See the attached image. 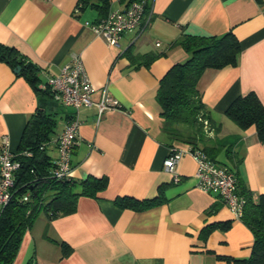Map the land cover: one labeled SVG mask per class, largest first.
Wrapping results in <instances>:
<instances>
[{"label": "crops", "instance_id": "1", "mask_svg": "<svg viewBox=\"0 0 264 264\" xmlns=\"http://www.w3.org/2000/svg\"><path fill=\"white\" fill-rule=\"evenodd\" d=\"M91 2L79 9L78 0H0V43L38 66V88L73 55L81 57L93 104L77 111L59 105L58 128L46 154L54 162L55 140L68 114L75 113L79 140L70 176L78 183L92 176L107 180L96 197H79L70 214L48 220L41 212L25 232L13 264L30 259L34 264H247L254 243L251 230L217 192L197 188L194 159L188 154L180 158L178 182L165 171L170 149L190 144L170 140L155 95L167 70L189 57L172 46L182 33L232 31L241 48L237 65L207 68L197 83L213 128L209 141L196 143L213 148L207 155L235 172L240 193L264 194V141L254 126L241 129L225 114L236 97L250 92L264 105V0H154L150 26L138 37L125 32L114 46L86 25L101 17L96 1ZM126 5L111 0L109 8ZM148 52L164 54L149 66L133 65L128 57ZM103 91L119 106L98 118L95 104ZM36 104L28 81L0 61V146L6 137L10 151L18 152ZM160 190L162 202L146 210L114 203L124 196L152 199ZM62 243L71 249L66 256Z\"/></svg>", "mask_w": 264, "mask_h": 264}, {"label": "trees", "instance_id": "2", "mask_svg": "<svg viewBox=\"0 0 264 264\" xmlns=\"http://www.w3.org/2000/svg\"><path fill=\"white\" fill-rule=\"evenodd\" d=\"M91 1L78 0L77 6L79 9L84 8ZM95 1L94 5L103 17L111 0ZM124 1L127 4L131 0ZM172 46H180L189 57L183 63L172 65L159 81L155 98L161 107L164 130H167L173 142L187 143L207 154L212 153L213 148L206 144L199 147L196 143L197 139L209 141L207 135L213 128V121L202 102L197 83L207 68L236 66L241 52L239 41L232 31L210 36L182 33L172 42ZM163 54L129 53L128 57L133 65L149 66ZM0 61L8 63L14 69L19 66L17 74L28 81L37 97L36 109L26 121L16 153L15 160L19 166L14 174L11 197L0 210V264H13L25 232L41 212L48 220L70 214L76 210L79 197H96L106 187L107 180L105 177L92 176L78 183L71 176L58 179L51 175L54 162L46 154V148L57 131L61 104L54 99V93L49 87H37L38 66L21 55L17 49L0 43ZM225 114L241 129L254 126L259 139L264 141V105L255 93L236 97ZM70 116L68 114L67 117ZM178 125H183L185 130H179ZM240 194L246 199L240 220L254 236L247 264H264V194L257 198L249 192ZM162 200L163 194L160 190L152 199L139 200L124 196L115 198L114 203L120 208L142 211ZM70 250L68 245L62 243L64 256ZM227 260L232 261L229 258ZM26 264H34L33 259Z\"/></svg>", "mask_w": 264, "mask_h": 264}, {"label": "built area", "instance_id": "3", "mask_svg": "<svg viewBox=\"0 0 264 264\" xmlns=\"http://www.w3.org/2000/svg\"><path fill=\"white\" fill-rule=\"evenodd\" d=\"M154 0H131L124 8H109L106 14L95 23H88L96 36L101 37L109 46L118 44L125 32H134L135 37L141 35L151 24ZM47 87L54 93V99L65 107L77 111L81 107L93 104V91L83 61L79 55H73L70 62L63 66L56 75L48 76ZM98 118L105 110L117 108L118 101L103 91L101 99L95 104ZM80 120L74 113L68 118L55 140L57 157L54 160L51 175L58 179L67 178L71 173V154L79 140ZM40 148H43L41 146ZM31 156L30 152L26 153ZM190 155L196 163V186L203 192H217L232 215L240 219L246 199L238 190V179L235 172L225 165L213 161L205 151L197 147L186 149L171 148L163 162L165 171L172 174L173 182L179 181L175 167L180 158ZM16 154L8 147V140L2 137L0 146V210L11 197L14 185V174L19 164ZM26 199V197L24 198Z\"/></svg>", "mask_w": 264, "mask_h": 264}, {"label": "water", "instance_id": "4", "mask_svg": "<svg viewBox=\"0 0 264 264\" xmlns=\"http://www.w3.org/2000/svg\"><path fill=\"white\" fill-rule=\"evenodd\" d=\"M19 69H20V67H19V66H17V67L14 69V71H15V72H18V71H19Z\"/></svg>", "mask_w": 264, "mask_h": 264}]
</instances>
